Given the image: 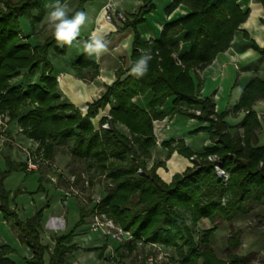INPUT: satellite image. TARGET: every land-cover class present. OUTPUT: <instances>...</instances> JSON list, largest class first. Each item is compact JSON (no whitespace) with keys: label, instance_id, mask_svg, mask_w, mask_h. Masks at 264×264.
Here are the masks:
<instances>
[{"label":"trees","instance_id":"trees-1","mask_svg":"<svg viewBox=\"0 0 264 264\" xmlns=\"http://www.w3.org/2000/svg\"><path fill=\"white\" fill-rule=\"evenodd\" d=\"M65 1L58 0L61 6ZM77 1V8L67 14L68 18L84 11L87 0ZM239 1L220 0L211 6L212 0H173L166 9L168 14L181 4L190 7L192 13L166 24L158 40L143 41L137 27L154 10L152 0H143L132 20L123 23V30L132 28L135 32L132 66L128 71L120 68L117 81L106 86L102 96L83 115L75 106L61 100L49 61L50 50L65 55L68 44L57 41L54 32L38 45L24 41L21 34L22 17H27L34 28L50 15L57 0H0V108L10 112L12 121L18 122L27 138L41 143L47 158L53 156L57 147L67 144L71 154L83 161L88 171L104 175L108 182L107 194L92 209L81 208V218L75 228L55 239L48 263L44 256L49 249L40 242L43 211L24 224L18 222L17 214L9 207L10 193L0 183V212L6 219L15 220L20 241L31 248L33 257L27 264H64L67 254L78 249L72 244L76 231L96 213L105 214L132 234L133 240L126 243L130 254L142 243L174 249L179 264L239 263L236 257L224 262L215 256L210 246L215 228L204 231L198 241L191 227L204 219L231 222L250 213L253 206L264 205V145H258L256 134L262 124L254 110L258 101H264V80H251L231 110L234 115L245 113L239 123L243 136L235 137L226 121L230 112L218 114L212 99L200 98L203 83L199 78L196 83L192 75L194 71H204L231 47L235 33L249 16V12L240 8ZM259 2L264 9V0ZM182 33V41L189 45V50L180 53L178 35ZM251 47L264 58V48L254 42ZM141 59L145 60L143 75L133 71ZM73 66L92 67L93 79L99 73L98 65L86 54ZM22 75L27 78L38 75V78L25 85L11 84L14 77ZM147 93L153 95L149 112L133 102L135 97ZM168 99H173L171 117L181 114L209 123V127L198 131L209 133L214 143L203 153L195 154L184 142H179L172 150L178 149L190 160L194 158L193 167L176 174L170 184L157 175L156 166L147 170L145 162L156 146L154 121L166 118L157 108L164 106ZM182 103L198 108L200 113L182 110L179 107ZM111 104L110 129H96L93 119ZM106 121L103 118L101 123ZM117 124L126 126L130 137L122 134ZM172 144L164 145L172 147ZM209 156H216L218 161L210 162ZM216 165L230 175L227 184L218 177ZM21 166L26 170V164ZM139 170L143 171L142 175ZM180 211L189 214L191 225ZM229 241L231 249L238 247V240ZM12 253L14 250L9 246L0 245V264H15L9 258Z\"/></svg>","mask_w":264,"mask_h":264},{"label":"crops","instance_id":"crops-1","mask_svg":"<svg viewBox=\"0 0 264 264\" xmlns=\"http://www.w3.org/2000/svg\"><path fill=\"white\" fill-rule=\"evenodd\" d=\"M172 2L173 0H152L154 10L145 15V22L137 27L138 34L143 41L158 40L166 24L176 22L192 13L190 7L181 4L173 12L168 14L166 9ZM142 5L143 0L86 1L83 11L86 14V21L80 27L79 35L71 43L73 46L68 44L66 53L62 56V61H64V58L71 52L76 59L74 60L71 58L72 60L70 59V63L64 67L60 60L59 67L56 68L52 58L53 55H58V52L55 50H50L49 52V61L53 66L54 76L58 81V93L63 102L75 106L83 115H86L88 106L102 96L106 86H111L117 81V71L120 68H123L124 71L129 70L132 66L131 55L135 32L132 28L123 30V23L126 20H132V17L138 12ZM239 5L244 12H249V16L246 22L243 23L235 33L231 47L226 52L220 53L214 62L204 71H201L199 74L195 71L192 72L196 83H198V78L203 83L200 98L212 99L216 106L215 111L218 114L225 112V110L229 111L230 109L222 110L217 105V101L221 102L222 99L226 98L227 82L232 83L235 80L236 85H240L241 87L240 95L237 93L235 96L236 103L231 107L233 109L240 101L243 88L251 80L254 78H261L264 80V58L251 47L254 42L258 47L264 48V9L259 0H240ZM62 6H66V12L68 14L77 8L78 1L66 0ZM33 14L36 15V12ZM108 15L111 16V21L107 20ZM120 16H123L125 20H121L119 18ZM34 30L35 31L31 33L32 39L42 41L43 37L46 36L47 39L51 36L55 28L54 22L50 20V15H47L41 23L37 24ZM93 37L100 39L101 42L106 45L105 50L101 51L99 54L96 52L89 54L85 50V44L90 43ZM182 38L183 33L178 35V39L180 40V53L189 50V45L184 43ZM24 41L28 42L25 37ZM39 44L41 43L39 42ZM84 54L89 55L92 61L99 67V73L95 79L92 78L95 73L92 67L79 69L73 66ZM58 57L59 56L56 58L58 59ZM244 81L245 83L243 84ZM220 95H222V98H220ZM152 97V93H147L144 96L135 97L133 102L143 111L149 112ZM263 102L264 101H258L254 108L257 104ZM112 107L113 104L108 105L107 108L101 110L98 116L93 120L96 129L99 128V123L105 115L110 113ZM179 107L182 110L195 111L197 114L200 113L198 108L183 103L180 104ZM173 109V99H168L164 106L157 108V112L166 115V118L164 120L154 121L156 146L150 150L151 157L145 160L147 170L156 166L157 175L167 184L172 182L176 174H182L188 168L193 167V163L190 159L180 154L178 149L172 150L179 142H184L185 146L195 154H201L204 152L205 148L214 146L209 133L198 131L200 128L209 127V123H202L181 114H176L171 117L170 113ZM116 127L122 134L130 137V131L126 126L117 124ZM10 131L9 132L12 133L11 128ZM167 142H172V147H166L164 144ZM18 147L21 148L22 146L19 145ZM170 150L171 154L169 155ZM239 217L243 216H238L234 220H238ZM52 218L59 219L63 218V216L51 217V219ZM217 219L214 222H216ZM205 222L211 221L204 219L200 223ZM42 223L40 232L42 241L44 240L43 236L47 238L50 236V239L59 237L60 234L58 232L62 228H58V223L52 226L50 224L51 220L50 223H46V218H44ZM200 223H198V225H200ZM87 226H90V224ZM218 233L219 232L215 229L211 237V247L213 242L212 239L215 238ZM105 240L106 239L99 233L98 236L95 237V234L90 231L89 227L86 231L79 232L77 230L72 244L77 246L78 249L73 253L67 254L64 264H117L118 258L124 257L119 250L122 246L118 245L119 247L117 246L115 252H113L110 246H106L107 242H105ZM140 244L144 246V244L138 243L137 248ZM54 246L55 241L53 248L47 246L50 252L53 251ZM145 246L153 247L152 244ZM127 248L126 246V249ZM127 250L128 254H130L129 249ZM134 252L135 251L131 254ZM47 256L46 263L50 260V254L47 253Z\"/></svg>","mask_w":264,"mask_h":264},{"label":"rangeland","instance_id":"rangeland-1","mask_svg":"<svg viewBox=\"0 0 264 264\" xmlns=\"http://www.w3.org/2000/svg\"><path fill=\"white\" fill-rule=\"evenodd\" d=\"M20 24L22 36L31 44L36 45L46 39V36L42 38V41L31 38V33L35 30L28 18H21ZM57 56H59L58 59L56 58ZM62 56L60 53L56 56L53 55L52 61L56 68L59 67V61L63 60ZM71 58L76 59L69 52L68 56L61 62L63 67L70 63ZM200 72L196 71L198 74ZM37 78L38 75L30 78L22 75V77H14L11 80V84L25 85L27 82L37 81ZM226 88V98L222 99L221 102L217 101V105L222 110L230 108V115L226 119L230 133L235 137L243 136V130L239 128V123L243 121L245 113L240 112L235 115L231 113V107L236 103L235 96L237 93L240 95L241 87L240 85L237 86L234 80L232 83L227 82ZM220 98H222V95H220ZM254 110L257 111L262 124V127L256 132L258 145L263 146L264 102L257 104ZM0 121L3 123L0 124V183L10 193V210L17 214L18 222L23 224L40 211H43L41 224L46 218V223H50L51 220L50 224L53 226V218L51 219V217L63 216V218H59L60 222H57L58 228H62L58 232L59 236L70 233L80 221L81 208L92 209L107 194V179H105L104 175L100 176L94 171H88L87 165L71 154L67 144L57 147L53 156L47 158L41 143L27 138L18 122L12 121L10 112L1 108ZM10 128L12 133H10ZM17 143L22 147H18ZM190 161L192 162V159ZM217 161L218 158L213 156V160L210 162L215 163ZM22 164H26V170L21 166ZM30 164H33L34 169L30 168ZM217 166L219 165L215 166V170ZM229 179L230 175L227 182L224 181V183L227 184ZM179 213L191 225L189 214L184 211ZM94 215L87 219L85 225L78 228L79 232L88 230V227L90 229V226L87 225L92 223ZM14 221L11 218L6 219L0 212V245L9 246L14 250V253L10 254L9 258L15 264H27V260L33 257V253L27 244L20 241L19 231ZM191 227L196 236H198V241L205 230L215 228L219 232L212 239V249L218 259L224 262H231V259L236 257L239 260L238 264H264V205L257 204L253 206L250 213L245 215V217H239L238 220L225 222L217 219L216 222H205L197 226L191 225ZM94 234L95 237L98 236V233ZM104 238L106 239L105 242H107L106 246H110L113 252H115V248L118 245L122 246L119 250L124 257L118 258L117 264H179L176 251L172 248L151 247L140 244L134 250L135 252L130 255L128 254V248L126 249V242L119 244L109 238ZM233 238L240 242L236 249H231L229 244V240ZM43 239L42 241L40 233L41 244L53 248L55 237L50 239V236L49 238L43 236ZM199 247L202 248V245L199 244ZM50 253L49 251L48 254ZM47 257L46 253L44 256L45 262ZM150 258H153L152 262L149 260Z\"/></svg>","mask_w":264,"mask_h":264},{"label":"clouds","instance_id":"clouds-1","mask_svg":"<svg viewBox=\"0 0 264 264\" xmlns=\"http://www.w3.org/2000/svg\"><path fill=\"white\" fill-rule=\"evenodd\" d=\"M50 20L54 22V35L57 41L71 44L79 35L80 27L85 23L86 14L84 12H77L73 18H68L66 6H61L57 0V3L54 5V10L50 13ZM105 48L106 45L95 37H93L90 43L85 44V50L89 54L93 52L99 54ZM133 71L143 75L145 71V60L141 59Z\"/></svg>","mask_w":264,"mask_h":264},{"label":"built area","instance_id":"built-area-1","mask_svg":"<svg viewBox=\"0 0 264 264\" xmlns=\"http://www.w3.org/2000/svg\"><path fill=\"white\" fill-rule=\"evenodd\" d=\"M121 20H125L123 16L119 17ZM107 20L111 21V16H107ZM107 121L105 123L100 122V128L103 130H109L110 124L109 121L112 120V117L110 114L105 115L104 117ZM0 124L1 123L0 121ZM194 158H192L193 160ZM210 161L213 160V156H210L208 158ZM30 168L34 169L33 164H30ZM217 174L220 178L224 179L225 182H227L229 175L222 170L220 166L216 167ZM140 174H142V170H139ZM59 219H53L52 223L53 226L59 222ZM90 231L93 233H99L103 237L109 238L119 244L128 243L133 240V236L130 232L124 231L120 226H118L111 218L107 217L105 214H99L96 213L93 217V221L90 224ZM153 247H157L158 245H152ZM159 247V246H158ZM151 262L153 261V258L149 259Z\"/></svg>","mask_w":264,"mask_h":264},{"label":"water","instance_id":"water-1","mask_svg":"<svg viewBox=\"0 0 264 264\" xmlns=\"http://www.w3.org/2000/svg\"><path fill=\"white\" fill-rule=\"evenodd\" d=\"M220 0H212L211 6H215Z\"/></svg>","mask_w":264,"mask_h":264}]
</instances>
